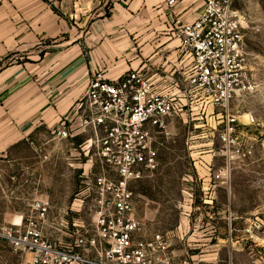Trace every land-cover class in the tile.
<instances>
[{"label": "rangeland", "instance_id": "1", "mask_svg": "<svg viewBox=\"0 0 264 264\" xmlns=\"http://www.w3.org/2000/svg\"><path fill=\"white\" fill-rule=\"evenodd\" d=\"M231 7L242 18L256 87L235 94L227 112L239 118L235 136L249 153H230L217 139L219 110L188 99L186 114L167 118L164 132L152 135L157 167L129 182L133 215L141 227L136 239L144 242L162 234L169 264H264V0H232ZM13 10L11 0H0V38L18 20L8 17ZM42 46L36 44L35 53ZM25 52L0 48V68L26 60ZM138 54L133 51L131 60ZM48 70L44 66L41 79ZM9 78L0 77V232L33 217L44 239L67 244L94 228V194L86 188L103 166L92 150L87 153L91 142H84L92 138L90 132L57 139V123L39 122L29 131L20 130V120L14 122L10 112L18 116L24 99L29 103L43 89L37 84L25 92L22 83L11 87ZM247 116L252 123L246 124ZM78 124L75 117L71 128L77 131ZM227 164L228 172L216 178L214 173ZM39 201L48 205L42 219L34 209ZM28 258L0 237V264H26Z\"/></svg>", "mask_w": 264, "mask_h": 264}, {"label": "built area", "instance_id": "2", "mask_svg": "<svg viewBox=\"0 0 264 264\" xmlns=\"http://www.w3.org/2000/svg\"><path fill=\"white\" fill-rule=\"evenodd\" d=\"M231 2L203 0L194 19H173L171 36L179 41L187 62L169 86H160L140 67L128 69L115 80L101 70L90 76L84 93L58 120L53 134L66 139L91 133L92 138L84 142H91L86 145L87 153L92 150L103 166V172L86 188L94 194V228L61 245L43 238L36 218L10 223L0 237L14 250L29 255L26 264H169L163 257L168 242L162 234L155 233L144 242L136 239L141 227L133 215L129 182L157 167L152 135L164 132L167 118L185 115L188 99L219 110L217 139L230 153L236 157L249 153L235 136L239 118L227 112L235 94L250 93L256 87L248 69L242 18ZM167 4L172 6L173 0ZM75 117L77 131L71 128ZM246 120L250 124L253 117ZM228 168L227 164L214 176L225 175ZM34 209L42 219L48 205L39 201Z\"/></svg>", "mask_w": 264, "mask_h": 264}, {"label": "crops", "instance_id": "3", "mask_svg": "<svg viewBox=\"0 0 264 264\" xmlns=\"http://www.w3.org/2000/svg\"><path fill=\"white\" fill-rule=\"evenodd\" d=\"M11 4L15 10L8 17L18 20L1 36L0 48L26 50V60L1 69L0 77L7 74L11 87L24 84L25 92L37 84L43 89L29 103L24 99L18 116L9 110L14 122L20 120L19 129L29 131L34 122L57 123L96 70L115 80L140 67L160 86H169L187 62L179 41L171 36V22L194 19L203 0H173L172 6L167 0H11ZM46 41L52 44L45 45ZM38 43L44 46L35 53ZM133 51L139 54L131 60ZM44 66L49 70L41 79Z\"/></svg>", "mask_w": 264, "mask_h": 264}, {"label": "trees", "instance_id": "4", "mask_svg": "<svg viewBox=\"0 0 264 264\" xmlns=\"http://www.w3.org/2000/svg\"><path fill=\"white\" fill-rule=\"evenodd\" d=\"M42 53H40V55H41ZM0 70H1V68H0Z\"/></svg>", "mask_w": 264, "mask_h": 264}]
</instances>
